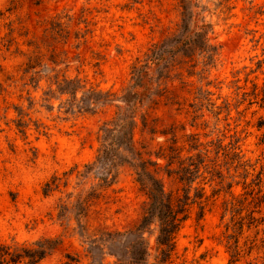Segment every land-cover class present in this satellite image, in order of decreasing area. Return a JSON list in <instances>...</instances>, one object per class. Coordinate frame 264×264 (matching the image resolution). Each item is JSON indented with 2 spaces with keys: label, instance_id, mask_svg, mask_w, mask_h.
Wrapping results in <instances>:
<instances>
[{
  "label": "rangeland",
  "instance_id": "374dc122",
  "mask_svg": "<svg viewBox=\"0 0 264 264\" xmlns=\"http://www.w3.org/2000/svg\"><path fill=\"white\" fill-rule=\"evenodd\" d=\"M185 6L218 51L166 70L151 54ZM119 112L167 193L183 196L180 178L199 168L188 192L203 190L202 205L164 264H264V0H0V245L56 241L39 264H137L130 232L149 199L135 168L103 184L86 167ZM157 235L154 222L140 264H159Z\"/></svg>",
  "mask_w": 264,
  "mask_h": 264
},
{
  "label": "trees",
  "instance_id": "16d2710c",
  "mask_svg": "<svg viewBox=\"0 0 264 264\" xmlns=\"http://www.w3.org/2000/svg\"><path fill=\"white\" fill-rule=\"evenodd\" d=\"M182 23L179 30L172 37L164 40L157 45L151 54V59L159 67L164 65V69H169L172 61L179 54L184 58L191 56L200 51L210 64L218 49L210 43L208 32L205 26L194 29L192 32L193 11L184 8ZM190 55V56H189ZM167 56V57H166ZM169 59V60H168ZM179 58H176V60ZM207 64V65H208ZM175 65H172V68ZM140 70H137L133 76L135 84L131 91H128L124 102L132 104L136 101L138 95L133 89L142 84ZM162 75V70L160 73ZM65 84L72 85L73 81ZM75 92H73L74 94ZM137 121L134 116H129L125 112L117 113L116 117L102 128V146L98 152L97 158L93 164L86 166L90 172H96L97 177L103 184H108L115 177V170L124 163L133 165L136 170L137 182L146 192L149 204L141 222L130 234L137 237V243L130 252L135 263H146L149 258L148 244L143 238V233L156 222L158 223L157 248L159 250V264L167 262L176 247V238L184 223L189 219L190 208L194 204L202 205L201 200L205 194L203 190H195L197 193L193 198L188 190L197 180L199 168L190 165V169H186V173L180 178V182L188 186V190H184L183 196L174 197L165 191L162 178L156 174L158 167L161 165L149 160L141 159L139 152L135 150L133 144V133L136 128ZM194 149V148H192ZM158 159L167 160L168 156L158 155ZM173 163L169 162L167 166ZM186 175V176H185ZM170 176V174H169ZM189 176V178H186ZM49 185H47L48 187ZM190 191V190H189ZM199 201V202H197ZM200 218L203 217V208H200ZM108 236H112L109 234ZM57 242L44 239L36 242V248H23L21 251H10V248L0 245V264H39L47 255L56 248Z\"/></svg>",
  "mask_w": 264,
  "mask_h": 264
}]
</instances>
